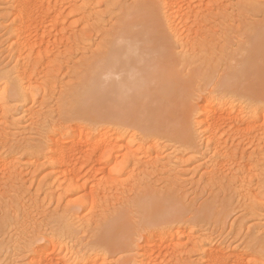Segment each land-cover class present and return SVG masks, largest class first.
I'll return each mask as SVG.
<instances>
[{"label":"rangeland","instance_id":"obj_1","mask_svg":"<svg viewBox=\"0 0 264 264\" xmlns=\"http://www.w3.org/2000/svg\"><path fill=\"white\" fill-rule=\"evenodd\" d=\"M8 1L0 0V76L5 78L9 74L8 81L3 79L4 83L1 81L0 86V145L7 143L12 149L20 144L28 146L39 143L37 139L42 135H38L42 130L46 132L47 127L61 126L63 121L70 123L80 103L74 97L75 90L102 57L104 39L110 37L106 36L122 26L123 19L134 12L131 13L132 9L148 7L155 17L165 22L163 11L158 7L159 0H71L74 5L69 0H57L56 6L53 7L52 3L50 8L48 0H42V5L45 4L43 7L36 1L38 16L27 33L31 47L27 45L29 49H26L24 46L20 59L17 49H14L13 55L8 52L14 43L7 29L12 19ZM181 1L180 8H177L179 11L181 9L180 19L168 18V22H165V27L170 25V28H165V34L170 38V41L167 40L171 42V54L176 57L175 69L177 67L176 70L184 78L195 77L193 89L205 93L212 90L219 98L233 102L239 110V113L227 115L228 119L219 122L215 129L219 137L216 138H219L221 146L226 144L229 156L234 154L233 158L242 165L248 164L249 169L244 171L232 164L218 168L216 176L210 166L214 156L212 145L205 147L206 135L201 137L204 140L197 139L195 151L194 148L186 149L180 143L168 140H161L158 149L152 148L154 143L149 138L145 144L149 153L142 154V151H136L139 144L135 142L130 150L136 156L128 153L124 145L129 139L126 136V139L115 140L117 144L113 143L115 147L120 144L124 147L115 148L120 152H114L113 156L116 157L109 164L110 167L112 164L122 165L123 154L128 153L131 160L126 174L115 180H106L108 183L102 182L101 166L78 156L79 176L76 179L82 189L72 194L64 192L62 177H55V180L51 174L52 166L44 159L30 160L24 151L10 152L7 146H0V153L5 150V156L14 159L13 164H18L15 174L3 176L4 171L0 172V264L26 263L29 246L19 239L24 242L29 238L35 225L49 234V223L53 217L59 216L67 203L83 192L88 199H96V206L95 211L84 208L79 221L71 225V234L75 235L73 239L77 237L70 242L76 246L73 251L77 250L80 240L87 243L92 230L99 227H87L94 213L111 212L127 204L137 217L140 215V207L134 205L137 197L170 193L186 207V231L173 239V243L181 244L178 251L182 257H178L177 253L172 258V249L156 243L155 251L150 253L154 264H199L200 254L188 251L192 247L188 243L189 235L193 234H210L212 244L236 245L245 240L247 254L241 264H264V99L255 96V90L258 91L260 86L255 89L252 85L254 76L248 70L242 71L248 57L253 61L259 59L257 56L251 58L250 54L264 32V0ZM166 16L168 13H165ZM263 42L264 37L259 39V46L264 51ZM20 65H24V70L21 69L23 72L16 69L21 68ZM24 77H28L26 81ZM15 84L23 88L26 86L21 98L13 91L11 93L17 97L9 93ZM252 102L257 105L256 114L254 120H249V115L253 114ZM40 162L44 163L39 166ZM241 173L245 177L242 185L239 181ZM54 233L58 238L65 236L59 230ZM252 238L257 241L253 242ZM75 241L77 243H73ZM52 242H49L51 245L48 243V253L54 250L52 254L55 255L56 248ZM186 245L188 248L185 252ZM105 257L102 258L105 261L100 259L98 263L130 264L125 259L128 257L126 253L107 251ZM56 260L54 264H58Z\"/></svg>","mask_w":264,"mask_h":264},{"label":"bare ground","instance_id":"obj_2","mask_svg":"<svg viewBox=\"0 0 264 264\" xmlns=\"http://www.w3.org/2000/svg\"><path fill=\"white\" fill-rule=\"evenodd\" d=\"M36 1L41 5L43 3L42 0L8 1L10 3L8 8L12 14L10 18L12 19L7 29L14 39L11 38V42L14 41V43L10 45L8 52L12 54L14 49H17L20 59V55L23 56L21 51L30 44H28L30 41L29 36H27L29 34L28 30L34 23L36 16H38ZM56 1L48 0L49 8L52 3L55 7ZM180 1L159 0L158 7H161L163 11L165 22H168V18H174L175 20V18L180 17L181 9L180 11L177 9L180 8L179 3H183V1ZM71 3L74 5L73 1ZM135 9L131 10V13L134 10L131 16L123 19L122 26L120 21L119 25L121 27L117 28L118 30L115 33L113 29V33L110 32L106 36L110 37L104 39L102 57L90 74L84 78L81 86L75 90L74 97L76 96L80 103L76 108L75 115L72 116L73 119L69 120L70 123L63 121L60 123L63 125L59 126V123L57 124L58 127L54 124V127L51 128L46 126L48 128H46V132L42 130L44 127L40 128L44 133L38 135L42 136L39 137V139L41 138L40 141L37 139L39 142L37 144L30 143L31 145L28 146L20 144L13 149L7 143L0 145L3 148L7 146L10 152L16 150L17 153H20L24 151V155L30 160L40 161L44 159L52 166V177L55 180L62 177L65 193L75 194L74 191L76 192L80 188L76 179L79 176H77L79 170L76 163L80 158L78 156L85 157L87 162L92 161L93 164L101 166L99 170L103 176L102 182H107L106 180L110 179L115 180L116 177L126 174V169L129 167L131 160L128 153L130 152L129 154L133 155L130 150L134 145L133 143L137 142L139 144L136 151H142V154H146L149 149L145 144L149 138L154 143L152 148L158 149L161 140H168L176 144L180 143L179 145H183L186 149L194 148L195 151L197 149V139H203L201 137L206 135L205 147L208 148L212 145L210 147L213 148L214 156L211 158L210 166H212L216 176H218V173H216L218 168L230 167L232 164H236L244 171L249 169L248 164L238 163L233 158L234 154L229 156L227 146L225 148L226 144H224V147L221 146L219 138H216L219 133L216 134L215 129L216 126L220 125L219 122L228 119L227 115L239 113V110L233 102L228 103L229 101L219 98L212 90L205 93L193 89L195 77L184 78L176 70L177 67L175 69L176 57L171 54L173 50H170L171 45L169 43L171 42H168L170 38L168 39V35L165 34V28H170V25L165 27V22H162L161 18L155 17L152 13L153 10L151 12L148 7H137ZM159 11L158 9L160 14ZM165 13H168L167 18ZM169 24L171 23L169 22ZM263 37L264 32L260 35V38ZM259 39L250 54L251 58L257 56L259 59L253 61L248 57L246 60L248 63L242 71L246 72L248 70V73L250 72L254 76L252 85L255 86V89L260 86L258 91L255 90V96L264 99V51L259 46ZM30 45L29 47H31ZM29 47L27 48L29 49ZM22 66L16 69L21 70L24 68ZM1 76L0 86L3 79H6V82L8 81L7 76L9 74L5 78ZM24 78L26 81L28 77ZM17 85L15 84L14 89L11 87V91L9 86L8 90L9 93L13 91V94H17L21 98L24 95L22 93L26 86L23 88ZM27 85L29 86V84ZM33 99L35 100L32 94ZM256 106V103H251L253 114L249 115V120L255 119ZM36 130L38 131V129ZM126 136L129 139L124 145L127 146L128 153L122 155V165L112 164L110 167V161L116 157L113 156L114 152L117 151L115 148L122 146L120 144L115 147L113 143H115V140L117 142L126 139ZM4 153L5 150L0 153V172L4 171L3 176L4 174L9 176L12 173H17L18 171L16 172L15 168L18 165L17 162L13 164L14 159H9ZM228 156L229 158H227ZM41 163L44 162H40L38 165L41 166ZM18 170H20V165ZM20 173L22 174V172ZM243 174L241 173L239 179L241 185L245 180ZM69 202L60 215L54 216L53 221H50L51 227L50 229L47 228L51 231L49 234H45V230H43V233L42 229L35 225L32 233H26V235L31 233L30 236L27 235L29 238H26L24 242L23 239H19L22 240L24 245L29 246L28 259L26 263L23 262L24 264H54L55 259L59 261L58 264H99V260L104 259L107 251L126 253L128 257L125 259L130 264H152L153 259L150 253L155 251L156 243L172 249L174 251L172 258L177 253L178 257H182L181 252L178 251L181 244L173 243V239L183 232L186 227L185 224L187 225L185 221L186 207L181 200L174 199L170 193L163 195L148 194L137 197V201L134 203L135 206L140 207V215L138 214L137 217H135V213L133 215L129 208L130 205L127 206V204L120 205L111 212H100L98 215L94 213L87 222V227L88 229L92 225H98L99 227L95 230L91 228V237L87 243L84 244L82 240L78 241L76 251H73L75 245L70 243L77 238L73 239L75 235L72 236L71 225H73V222L79 221L80 212L84 208L89 207L91 211H95L96 199L94 197L88 199L83 192L82 195L75 197L73 200L71 199ZM47 229L46 231H48ZM58 230L65 233L64 238L57 237L54 232ZM22 236L24 237L23 234ZM193 236L189 235L190 240L188 239V243H191L192 247L188 248L186 245L185 248L187 247L188 251L200 254L199 264H241L246 259L245 243L247 241L245 240L241 244L224 245L223 243L212 244L210 234L205 236L193 234ZM48 241H53L52 244L54 243L53 245L56 248L55 255L52 254L54 250L52 253H48V250H50L48 249ZM252 241L256 242L257 240L252 238ZM49 244L51 245V243ZM74 248L76 249V246Z\"/></svg>","mask_w":264,"mask_h":264}]
</instances>
